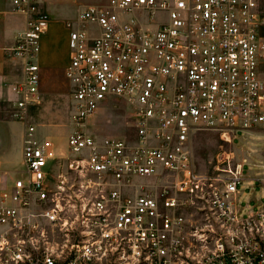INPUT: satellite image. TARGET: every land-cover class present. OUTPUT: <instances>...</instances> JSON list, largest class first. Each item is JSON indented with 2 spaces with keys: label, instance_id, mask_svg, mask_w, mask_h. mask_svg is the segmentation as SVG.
<instances>
[{
  "label": "built area",
  "instance_id": "obj_1",
  "mask_svg": "<svg viewBox=\"0 0 264 264\" xmlns=\"http://www.w3.org/2000/svg\"><path fill=\"white\" fill-rule=\"evenodd\" d=\"M13 3L27 16L10 48L25 60L24 109L39 102L48 16ZM78 22L74 128L62 150L25 125L24 169L0 171V264H264V199L241 200L245 163L223 151L202 172L193 150L200 131L234 144L264 130L259 0H108ZM115 99L131 105L136 143L87 129Z\"/></svg>",
  "mask_w": 264,
  "mask_h": 264
},
{
  "label": "crops",
  "instance_id": "obj_2",
  "mask_svg": "<svg viewBox=\"0 0 264 264\" xmlns=\"http://www.w3.org/2000/svg\"><path fill=\"white\" fill-rule=\"evenodd\" d=\"M107 1L100 4H106ZM38 2L39 9L48 16V27L41 36L40 51L36 57V62L40 66L41 78L39 102L28 105L24 109H19L17 106L19 96L16 92L17 86L25 79V60L12 55L10 48L13 46L16 36L26 29L27 16L16 10L13 0H10V4L12 3L13 6L2 8L0 5V100L5 97L17 98L15 105L19 110L14 114V119L4 120L0 118V171L5 180L14 179L18 176V170L24 169L25 125L34 124L37 126L41 137L49 136L54 139L52 131L49 130L44 133L40 127L57 123L66 116L67 105L69 103L72 105L74 102L73 91L70 87L72 83L66 74L71 59L70 37L72 30L80 28H75L74 23L76 20L78 21L80 12L87 6L82 9L79 8L76 15H71V8H63L56 3V0H38ZM263 3L264 0H259L260 8L264 13ZM75 113L76 111L71 109L70 117L73 124ZM13 141H15L14 154L9 149ZM253 148H255L253 154L262 158L263 161L251 160L246 154L244 155L247 157L242 158V147L241 149L236 148L237 155H240L241 161L245 163L244 166L252 163L255 171L252 176H249L248 182L242 186L244 176L239 191L241 200H249L252 204L258 205L264 199V155L261 153L264 144L253 146ZM18 152L22 157L21 167H13V156H18ZM9 175H13L12 179H8Z\"/></svg>",
  "mask_w": 264,
  "mask_h": 264
},
{
  "label": "rangeland",
  "instance_id": "obj_3",
  "mask_svg": "<svg viewBox=\"0 0 264 264\" xmlns=\"http://www.w3.org/2000/svg\"><path fill=\"white\" fill-rule=\"evenodd\" d=\"M107 0H56V3L61 5L63 8H71V15H76L77 11L90 4H100ZM1 7L7 8L10 4V0H1ZM264 8V3L262 4ZM165 17V16H163ZM81 24L76 20L74 27L78 28ZM72 91V84H71ZM17 93V92H16ZM17 98L5 97L0 100V118L14 119V114L19 110L15 105ZM71 109L75 110V99L72 105H67L66 116L62 117L57 123H51L40 127L42 132L52 131L54 139L62 150L66 149V138L68 134L73 130V121L71 120ZM132 111L131 105L122 99H115L109 104L105 105L93 118L90 120L87 129L92 132L97 138H107L108 136H119L128 138L131 143L137 142L136 129L134 128L132 119L129 117V113ZM19 128V127H18ZM15 134V132H13ZM13 134V135H14ZM240 138L245 136L246 138L242 141L236 140L234 144H230L222 140L217 132L214 131H200L196 134L194 141V156L198 170L211 171L214 164L216 163L217 156L223 151L230 152L235 156V161H241V156L237 155L236 148L241 149L242 158L249 157L254 161H263L262 158L256 157L253 154L255 148L253 146H262L264 144V130L253 129L248 132H241ZM15 141H13L9 147L10 150L15 153ZM1 145V143H0ZM252 146V147H251ZM264 155V148L261 151ZM246 154V155H244ZM18 156H13V167L20 166L22 162L21 154L18 152ZM23 166V163H22ZM254 167L252 163L244 166V186L249 176L254 174ZM13 175H9L8 179H12ZM147 182V181H145Z\"/></svg>",
  "mask_w": 264,
  "mask_h": 264
}]
</instances>
